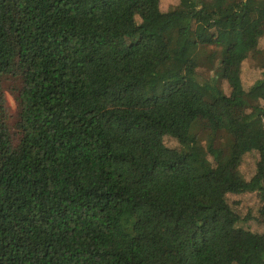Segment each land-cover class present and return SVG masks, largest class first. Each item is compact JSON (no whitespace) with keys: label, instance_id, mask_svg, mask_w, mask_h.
Listing matches in <instances>:
<instances>
[{"label":"trees","instance_id":"trees-1","mask_svg":"<svg viewBox=\"0 0 264 264\" xmlns=\"http://www.w3.org/2000/svg\"><path fill=\"white\" fill-rule=\"evenodd\" d=\"M263 39L264 0H0V264H264Z\"/></svg>","mask_w":264,"mask_h":264},{"label":"rangeland","instance_id":"rangeland-1","mask_svg":"<svg viewBox=\"0 0 264 264\" xmlns=\"http://www.w3.org/2000/svg\"><path fill=\"white\" fill-rule=\"evenodd\" d=\"M179 3V0H160L161 7L168 11L170 8L175 7ZM262 46H264V39L262 41ZM243 71V82L244 84H249L259 78L260 70L253 66L250 59L244 61L242 66ZM203 73V72H202ZM203 75V74H202ZM205 76V75H203ZM18 80L13 76H8L4 80V94L6 98V105L9 112L8 116V123L10 125L11 130H13L17 119H18V100H17V91H18ZM226 92L229 93L230 89L226 85L225 87ZM175 141H170V145H174ZM256 166V157L253 154L248 155L245 159L243 164L241 165L242 171L246 176H250L254 171ZM229 199L231 203L236 208H243L245 211L255 206L257 202V197L254 194H244V195H237V194H229ZM236 201H241V204H236ZM253 229H264L263 225H256L252 223Z\"/></svg>","mask_w":264,"mask_h":264}]
</instances>
